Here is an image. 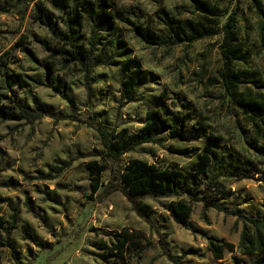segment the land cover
Here are the masks:
<instances>
[{"label": "rangeland", "instance_id": "1", "mask_svg": "<svg viewBox=\"0 0 264 264\" xmlns=\"http://www.w3.org/2000/svg\"><path fill=\"white\" fill-rule=\"evenodd\" d=\"M111 1L112 8L104 6L110 19L99 14V0H0V93L44 111L32 123L0 118V264H172L160 240L182 264H233L232 257L253 264L238 252L216 261L206 248L202 233L238 245L242 225L235 217L195 203L183 228L170 216L174 198H144L139 203L151 208L150 225L119 192L106 193L116 171L110 163L93 194L86 165L100 163L101 146L85 121L137 132L152 109L172 121L187 115L188 140L162 133L159 144L123 155L121 167L135 158L193 173L197 156L209 147L210 194L226 208L261 217L264 127L253 125L237 103L264 102V0ZM199 2L215 16L203 18L195 10ZM231 13L232 67L244 73L233 97L221 82L222 31L175 43L189 33L186 23L220 31ZM65 18L75 22V36L86 46L95 42L86 67L47 60L41 43H56L43 24L55 22L63 32ZM14 74L27 85L18 86ZM13 213L16 222L6 233ZM117 234L127 237L121 251L110 249Z\"/></svg>", "mask_w": 264, "mask_h": 264}, {"label": "trees", "instance_id": "2", "mask_svg": "<svg viewBox=\"0 0 264 264\" xmlns=\"http://www.w3.org/2000/svg\"><path fill=\"white\" fill-rule=\"evenodd\" d=\"M99 4H101V8L98 11L99 14H103L105 17L111 19L112 15L105 10L104 6L112 8V1L99 0ZM257 8L263 14L261 8ZM58 9L63 14L65 13L63 7L59 6ZM195 10L207 20L215 16L214 10L205 3H196ZM76 14V17L79 18V13ZM235 22V13H231L228 16L225 25L220 31L217 29H198L189 22L186 23L189 26V33H183L177 37V41L175 42L190 43L195 40L215 36L222 31V71L220 76L223 88L231 97H233L234 91L240 84L244 82V73L234 71L232 67L233 61L237 59V54L233 46ZM74 25L75 22L69 18L63 19L64 31L62 32L58 29L55 22H45L43 24L50 33L51 40L56 43L51 46L43 42L41 43L49 52L48 61L62 59L65 63L71 64L78 62L85 67L92 61L95 42L93 39H90L88 46H86L84 41L75 36ZM49 63L51 64V62ZM2 76L9 78L6 71L2 72ZM13 77L18 86L22 87L27 85L26 81L20 79L19 74H14ZM5 96L0 93V118L32 123L41 119L44 115V111L41 108L30 107L25 99H20L16 95L12 98ZM3 98L7 99V103L3 104ZM237 106L241 113L247 116L253 125L258 126V124H261L264 127V102L254 100L239 101ZM187 119V115H179L176 121H172L163 111L155 108L146 113L145 122L137 132H129L126 128H108L99 121L91 118L86 120L85 124L96 133L101 146V151L97 155L99 156L100 163L93 162L86 165L89 173L91 192L94 194L99 189L100 174L107 168L108 163H110L116 168V171L114 172L112 180L106 184V193L119 192L131 204L137 216L148 224L152 225L150 219L152 210L147 205L139 203L144 198H174L168 204L170 216L177 225L183 228H187L193 205L200 203L204 209H212L225 216L235 217L242 225L240 239L236 247L223 239L202 233L206 240V248L215 260H222L225 253L238 252L243 256L253 258V264H264V214L257 218L246 217L238 209L224 207L217 197L210 194L212 185L210 181L205 183V180L209 178V174L211 173L213 152L209 147H205L202 154L197 156L193 173L183 174L175 168L162 167L155 163H148L135 158L128 160L121 167L120 161L123 155L133 152L138 146L143 144H159L161 139L157 136L162 133H167L171 140H188ZM216 144V142L211 143V145ZM192 184L195 186H204L198 190ZM15 222L16 214L13 213L10 217L9 224L3 230L9 233ZM1 228H3V223L0 219ZM22 229L25 231V228ZM126 240V236L117 234L116 243L110 249L117 251L123 250ZM159 242L161 248L164 250V254L172 264H182L180 256H172L164 248L163 241L160 240ZM231 259L233 264H237L235 257Z\"/></svg>", "mask_w": 264, "mask_h": 264}, {"label": "crops", "instance_id": "3", "mask_svg": "<svg viewBox=\"0 0 264 264\" xmlns=\"http://www.w3.org/2000/svg\"><path fill=\"white\" fill-rule=\"evenodd\" d=\"M223 260V259H222ZM216 261H220V260H216Z\"/></svg>", "mask_w": 264, "mask_h": 264}]
</instances>
